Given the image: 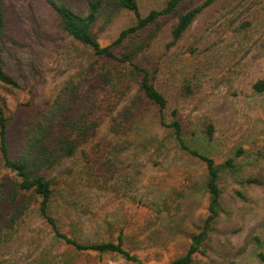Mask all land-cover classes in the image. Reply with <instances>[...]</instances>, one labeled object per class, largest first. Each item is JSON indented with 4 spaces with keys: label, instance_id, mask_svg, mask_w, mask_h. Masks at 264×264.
<instances>
[{
    "label": "rangeland",
    "instance_id": "374dc122",
    "mask_svg": "<svg viewBox=\"0 0 264 264\" xmlns=\"http://www.w3.org/2000/svg\"><path fill=\"white\" fill-rule=\"evenodd\" d=\"M73 1L78 9L86 10L84 0ZM167 1L139 0L142 15L163 8ZM7 6L18 44L11 46L3 63L19 87L0 83V104L9 118L7 143L15 157L24 145V120L85 68L91 53L63 34L46 0H7ZM243 20L253 21L248 37L234 32ZM134 21L130 11H123L107 27L100 21V43L110 44ZM170 41L171 22L165 20L152 49L153 68L175 73L166 86L174 101L178 84L192 65L211 62L204 88L180 105L186 143L217 163L242 150L236 156L237 169L221 180L226 214L220 216L197 259L202 264H263L258 254L264 252V186L242 187L237 181L264 179V94L252 89L264 78V0H219L169 49ZM170 111H166L167 122L172 120ZM158 114V107H151L123 134L111 133L110 119L104 120L97 136L83 149L90 152L97 142H108L107 154L116 165L115 181L122 191L81 189L75 200L90 212L54 205L51 214L63 233L82 243H94L117 241L124 229L125 247L144 264H170L186 253L189 238L200 231L207 215L208 172L202 161L181 149ZM81 166L78 153L58 170ZM8 176L12 174L0 151V183ZM237 190L246 200L236 195ZM0 264L135 263L117 254L73 251L33 211L13 240L1 248Z\"/></svg>",
    "mask_w": 264,
    "mask_h": 264
},
{
    "label": "trees",
    "instance_id": "16d2710c",
    "mask_svg": "<svg viewBox=\"0 0 264 264\" xmlns=\"http://www.w3.org/2000/svg\"><path fill=\"white\" fill-rule=\"evenodd\" d=\"M56 12L64 35L76 41L91 55L86 67L66 81L56 95L40 108L35 115L24 120V145L15 157L9 152L7 134L9 118L4 104H0V151L4 166L12 176L0 183V250L19 232L33 211L52 229L57 239L77 253L117 254L128 262L144 264L124 244V229L117 241L82 243L62 232L51 214L54 205L70 210L88 208L75 200L81 189L105 190L122 188L116 183L117 168L107 154L108 142H97L92 151L83 148L98 134L104 120L109 118L113 134L129 131L138 117L153 106L158 107L159 120L169 129L181 149L189 156L202 161L208 172L207 215L200 231L194 233L186 253L170 264H202L197 256L215 229L220 216L226 214L223 207L221 180L237 169L236 156L221 163L191 148L184 139L181 104L197 96L208 80V63L193 64L182 77L176 93L170 92L169 80L175 73L160 67L153 68L155 57L152 49L163 31L165 20L171 22L170 49L183 40L196 19L219 0H168L161 9L143 16L139 0H84L86 10H80L73 0H46ZM123 11L135 15V21L123 29L108 45L99 41L97 27L104 20L109 26ZM252 20H243L235 34L249 36ZM18 44L8 17L7 0H0V83L18 88L19 84L8 74L3 63L12 45ZM192 51V49H190ZM257 95L264 94V78L252 86ZM170 109L172 120L167 122ZM213 137V126H208ZM81 153L82 166L59 171L64 161ZM242 187L264 186L261 177L238 180ZM127 195L128 192H125ZM236 195L246 200L237 190ZM260 243V239L256 238ZM258 257L264 264V252Z\"/></svg>",
    "mask_w": 264,
    "mask_h": 264
}]
</instances>
